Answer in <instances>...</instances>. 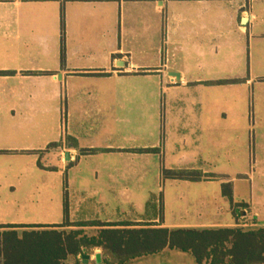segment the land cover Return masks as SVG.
<instances>
[{
	"label": "crops",
	"instance_id": "crops-1",
	"mask_svg": "<svg viewBox=\"0 0 264 264\" xmlns=\"http://www.w3.org/2000/svg\"><path fill=\"white\" fill-rule=\"evenodd\" d=\"M62 40L66 64L60 58ZM95 77L119 84L137 77L156 88L151 97L141 96L159 114L158 121L144 124L142 145L111 143L117 129L110 125L120 119L114 103L129 97L105 94L106 113L99 95L85 94L81 86L83 81L92 84ZM70 87L76 88L78 127L62 122L63 94ZM166 94L167 99L161 97ZM66 136L77 140V149L66 147ZM82 136L89 138L88 150H94L86 156L99 157L103 168L101 174L92 170L88 211L80 202L74 210L69 206V187L63 183L65 160L72 162L78 155ZM56 142L62 146L48 147ZM166 143L175 149L168 169L215 175L198 181L160 175L210 194L201 208L184 203L169 208L165 195H154V188L161 186H152L155 181L144 168L165 156ZM213 150L227 160V169L221 165L209 172L205 167ZM1 163L8 164L7 204L14 207L21 198L23 205L0 217V232L15 230L20 235L35 225L80 228L95 235L101 228L58 227L66 219L131 224L113 227L120 229L264 228V0H0ZM33 167L53 186L62 180L56 194L41 198L44 209L35 216ZM133 167L142 170L136 174ZM226 182L231 183L233 205L243 204L239 215L224 196ZM140 192L148 199L137 197ZM109 198L119 205L101 209ZM87 264H103L101 249L93 250ZM126 264L196 262L192 254L166 247Z\"/></svg>",
	"mask_w": 264,
	"mask_h": 264
},
{
	"label": "trees",
	"instance_id": "trees-1",
	"mask_svg": "<svg viewBox=\"0 0 264 264\" xmlns=\"http://www.w3.org/2000/svg\"><path fill=\"white\" fill-rule=\"evenodd\" d=\"M60 58L64 64L63 40ZM65 145L78 148L77 140L72 136L65 137ZM60 146L62 143L56 142L48 147ZM92 151L87 150L84 154ZM162 175L191 181L215 176L186 169H166ZM223 193L232 204L234 213L239 215L243 204L233 205L230 182L223 184ZM64 212L67 214V206ZM89 225L101 228L95 235H88L80 228L67 231L35 225L20 235L15 230L0 232V264H81L82 256L91 255L95 248L101 249L103 264H126L136 257L152 255L166 247L192 254L196 264H264V228L120 229L113 227L131 224L70 223L67 219L58 227Z\"/></svg>",
	"mask_w": 264,
	"mask_h": 264
},
{
	"label": "rangeland",
	"instance_id": "rangeland-1",
	"mask_svg": "<svg viewBox=\"0 0 264 264\" xmlns=\"http://www.w3.org/2000/svg\"><path fill=\"white\" fill-rule=\"evenodd\" d=\"M97 41H102V40H97ZM114 41L117 42L116 38L114 39ZM130 46L134 47V45L131 44ZM65 59H66V55H64V60H63L64 64H66ZM81 86L84 89L85 94H92L97 96L99 95L98 101L100 103L105 101L103 97L106 96L105 94L110 92L111 94L113 93L117 98H119L120 95H124V94L128 95L129 99L121 100V104H119L120 99L119 100L117 99V101L114 103L116 118H120L118 119L119 122L115 120L113 125L112 126L110 125V127L113 128L115 127L117 129V135L115 136L114 135L115 133L113 132V136H112L113 138L111 141V143H113L114 145L123 144L126 147H134L137 145H142L144 141L141 139L143 138L141 131L145 127L144 124L151 120L153 121L159 120V114H158V110H156V106L154 107V104L152 105L151 103L148 102L144 103L142 102L141 99V96L151 97L152 89L156 90V88H152V86H150L147 82L141 81L137 77L130 78L127 83L123 82V84L116 83V81L114 80H108L103 77H95L92 79V84H90L89 81H83V84H81ZM74 89L76 88H71V87L67 88L63 94L64 97H63L62 105L64 107V113L62 116L63 117L62 122L64 126L65 124H67L68 126L70 125L77 126L79 122L78 116L80 113H79L78 104L76 103V100H74L75 97V95L73 94ZM154 94L156 95V91L154 92ZM161 97L167 99L168 94L162 95ZM101 106L106 107L105 112L109 113L107 109V104H105V102L102 103ZM119 107L121 108L119 109ZM160 113L162 118L164 115L163 107H161ZM86 121L87 124L90 122L89 120ZM46 126L47 124L43 123V128ZM151 137L154 138V136L152 135ZM152 141L153 140H150V142ZM89 143H90L89 138L82 136V138H80L79 140L78 155H76V157L72 159V162H70L69 160H65L66 169L64 170L65 174L63 178V183L64 185L68 184L69 190L65 194L66 201L71 208L73 207L72 208L73 210L75 209L74 207L79 206L78 202H80L81 206H83L82 207L83 210L85 209L86 211H88L89 208L92 209V203L89 202V199L92 196V170L99 172V174H101L103 171V168L100 167L99 165L101 160L99 157L92 158V156L89 155L86 156V154H84V152L88 150ZM166 145L167 146H166L165 156L161 155L160 160L158 159V157H155L150 161L151 162L150 165L144 168L145 174L151 176L155 181L154 183H152V186L158 184L161 186L160 190L154 188L153 190L155 193L154 195H156L157 198L160 195H165L166 199L168 200L167 206L169 208L175 209L183 203L186 206H191V208L194 209L198 207L201 208V206L207 201L206 198H208L210 194L206 196L205 193H201L196 189H187L185 187H182L181 184L172 183L168 180L159 179L161 178L160 175L163 174V171L168 169L171 163H174L171 161L170 155L172 153H175V149L171 148V145H168L167 143ZM161 149H163V147ZM217 153L218 152L215 150L209 151L210 161L205 166L209 172L218 171L219 168L217 167H220L221 165H226L224 169H227L226 167H228L229 165V163L226 162L227 160L223 161L224 159H222V157H218ZM224 153H228L230 156L233 154L232 151H228V152L226 151ZM44 161L45 159L42 158L40 163H38V167L41 168V165L44 163ZM55 162H56V158H54V163ZM176 162L177 161H175V163ZM7 167H8L7 163L0 164V217L8 215L12 210H18L20 208L19 206L23 202V200L19 198L16 200L18 201V204L16 206L13 207L7 204V202H9L10 200L8 198V191L6 189V184L4 183V176L8 175L5 174ZM130 170H133L136 174H138L142 170V167H133L130 168ZM43 177L44 174L42 175L40 171H37V169L33 167V184H32L33 189L31 191V195H32V201L34 203V205L32 206V210H33L32 214L34 216L41 214L42 210L44 209V207L42 206L43 204H39L41 201H43L41 200V198H45L47 194L49 198L52 197L50 195L56 194L57 189L60 188L59 185L60 186L62 185L61 183L62 180H59V183H55L54 184L55 186H53L51 181H45ZM174 184H176V186H174ZM193 186H197V185H193ZM27 195H29V192H27ZM144 195L146 194H143V192L137 193V197H143L144 200H147L148 196H144ZM48 196L46 199H48ZM202 196L205 198L202 199L203 198ZM106 202L109 203V205L106 206L105 204H102L100 207L101 209L102 208L115 209L117 205H119V203L116 200L110 198L107 199ZM193 202H195V204L192 205L191 203ZM197 202L200 203L198 204ZM120 207L126 208L127 205H120ZM99 217L101 218V215Z\"/></svg>",
	"mask_w": 264,
	"mask_h": 264
},
{
	"label": "water",
	"instance_id": "water-1",
	"mask_svg": "<svg viewBox=\"0 0 264 264\" xmlns=\"http://www.w3.org/2000/svg\"><path fill=\"white\" fill-rule=\"evenodd\" d=\"M174 75L178 77V74L174 73ZM66 158H67V159L69 158L68 155L66 156ZM94 257H95V261H96L97 263H100V262H101V256H100V253H96V254L94 255ZM88 260H89V255L85 254V255L82 256V261H83L84 264H87V263H88Z\"/></svg>",
	"mask_w": 264,
	"mask_h": 264
}]
</instances>
